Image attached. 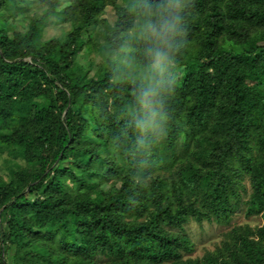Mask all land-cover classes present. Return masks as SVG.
Listing matches in <instances>:
<instances>
[{"label": "trees", "instance_id": "1", "mask_svg": "<svg viewBox=\"0 0 264 264\" xmlns=\"http://www.w3.org/2000/svg\"><path fill=\"white\" fill-rule=\"evenodd\" d=\"M133 3L0 0V264H264V0H189L147 147L107 57ZM237 212L261 223L192 255L190 225Z\"/></svg>", "mask_w": 264, "mask_h": 264}, {"label": "clouds", "instance_id": "2", "mask_svg": "<svg viewBox=\"0 0 264 264\" xmlns=\"http://www.w3.org/2000/svg\"><path fill=\"white\" fill-rule=\"evenodd\" d=\"M189 0H135L131 28L107 49L112 75L134 89L137 141L147 147L150 134L162 129L166 98L172 94L176 54L185 42L184 12Z\"/></svg>", "mask_w": 264, "mask_h": 264}, {"label": "rangeland", "instance_id": "3", "mask_svg": "<svg viewBox=\"0 0 264 264\" xmlns=\"http://www.w3.org/2000/svg\"><path fill=\"white\" fill-rule=\"evenodd\" d=\"M38 9L34 7L31 11V13H36ZM103 18L110 23L113 24L116 16H115V9L112 5L108 4L106 5L104 9ZM25 20L21 18V16L18 17V24L21 25V27H25ZM71 30L70 24H56L53 21L48 22L46 26L42 30V38L48 39V38H57V37H64L69 31ZM102 31H105L103 28ZM81 63H86V61L89 59V56L87 53H81ZM92 68L91 70L94 71L96 69V63L92 60ZM91 71V72H92ZM9 157L8 153L2 152L0 155V166L4 165V160ZM4 159V160H3ZM4 168V167H3ZM249 224L250 226L254 227L255 225H259L261 223L260 217L257 216H250L247 217L243 212H237L235 216L232 218V220L229 222V224H204L203 228H200L198 225L192 224L189 227V233L192 237V239L195 241V251L192 253L193 256H202L203 253L206 250L213 249L214 244L218 243L220 240V236L222 235V232L228 230L231 226L235 224Z\"/></svg>", "mask_w": 264, "mask_h": 264}]
</instances>
